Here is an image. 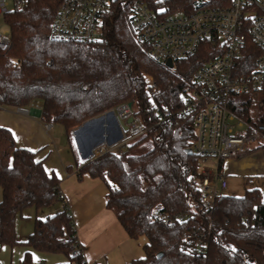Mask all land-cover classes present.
I'll list each match as a JSON object with an SVG mask.
<instances>
[{
    "label": "trees",
    "instance_id": "1",
    "mask_svg": "<svg viewBox=\"0 0 264 264\" xmlns=\"http://www.w3.org/2000/svg\"><path fill=\"white\" fill-rule=\"evenodd\" d=\"M61 1L27 0L23 9L4 16L10 44L0 50V107L26 109L34 100H41L40 121L60 125L75 153L71 135L77 127L133 103L134 115L147 131L120 152L96 157L79 170V175L106 182V206L128 237L146 239L144 256L128 264H264V199L260 191L245 189L240 197L220 193L211 209L202 208L196 188L199 161L187 153L194 141L192 116L167 129H150L155 122L151 100L181 108L182 94L193 73L217 57L216 46L201 43L195 55L176 61L171 69L154 62L131 33L130 0L105 13L97 40L53 42L48 35ZM163 3L166 14L190 13L198 0ZM157 5L150 3L152 10ZM258 54L257 46L247 38L239 62L243 74L251 72ZM145 75L157 85L152 98ZM258 96L250 92L231 100L232 110L261 134L262 142L248 152L264 149V114L255 120L251 116ZM223 161L217 163L218 172ZM0 189V249L24 245L41 254L73 260L77 239L71 215L66 217L60 210L64 198L59 180L45 172L35 153L17 148L10 131L2 127ZM29 208L36 212L55 209V213L35 219L32 233L18 242L16 218ZM159 215H183L185 219L165 226ZM189 232L203 235L204 257L189 258L184 251L182 240ZM29 262L26 255L22 264Z\"/></svg>",
    "mask_w": 264,
    "mask_h": 264
},
{
    "label": "built area",
    "instance_id": "2",
    "mask_svg": "<svg viewBox=\"0 0 264 264\" xmlns=\"http://www.w3.org/2000/svg\"><path fill=\"white\" fill-rule=\"evenodd\" d=\"M27 0H0V17L23 9ZM129 0H62L49 30V40L59 43H87L97 40L103 16L112 6ZM165 0H130L129 27L132 35L141 43L154 62L165 66L174 64L197 52L203 42H211L219 54L213 60L200 65L192 75L187 90L182 94L183 106L172 109L166 104L151 100V114L155 122L150 127L167 129L185 116H192L191 129L194 141L190 150L199 165L209 160H225L245 152L246 145L261 138V134L241 119L233 110L231 100L235 96L253 92L258 94L256 106L264 114V0H198L197 8L190 13L166 14ZM150 3H159L152 10ZM249 38L259 49L249 74L241 72V53ZM10 44L9 32L0 33V50ZM150 98L157 85L150 75H145ZM116 118L126 125L120 141L115 145H100L91 160L104 154L119 152L147 131L134 115L133 103L115 108ZM132 121L126 124L127 119ZM235 123V124H233ZM46 128L50 126L45 125ZM245 130L237 132V129ZM252 131V135H248ZM196 188L199 202L204 209H211L215 198L227 188L220 172L199 170ZM62 196V195H61ZM60 210L70 217L63 199ZM165 226L184 221L183 215L169 217L159 215ZM203 235L186 233L183 248L189 258L204 257L206 247ZM78 245V243H77ZM72 261L68 264H108L107 260L88 263L81 247L72 249Z\"/></svg>",
    "mask_w": 264,
    "mask_h": 264
},
{
    "label": "crops",
    "instance_id": "3",
    "mask_svg": "<svg viewBox=\"0 0 264 264\" xmlns=\"http://www.w3.org/2000/svg\"><path fill=\"white\" fill-rule=\"evenodd\" d=\"M39 113L40 110L37 111L31 106L26 109L0 107V127L10 131L17 148L35 153L36 159L42 161L45 172L55 175L59 180V190L68 206L75 237L85 261L97 263L107 260L108 264H128L132 260L140 259L137 258L139 247L135 243L138 240L128 237L115 213L106 206V182L86 174L79 175L80 168L89 161V152L92 154L98 145H113L119 142V133L114 122L106 120L100 125H90L84 136L73 131L71 138L74 153L62 127L48 124L50 127L46 128L47 124L40 121ZM252 148V145L247 144L245 153L225 159L220 173L225 178L243 177L244 192L245 189H258L264 199V149L248 152ZM1 198L0 189V201ZM26 211L19 215V219L31 220L29 227L22 225V228L28 229L29 234L23 236L17 217L15 233L18 242L25 241L32 233L35 219H44L55 213V209L43 212L33 209L25 216ZM143 244L140 245L141 248ZM7 249L0 257V264H22L26 255L30 257L29 264L69 263V259L64 255L41 254L27 246Z\"/></svg>",
    "mask_w": 264,
    "mask_h": 264
},
{
    "label": "rangeland",
    "instance_id": "4",
    "mask_svg": "<svg viewBox=\"0 0 264 264\" xmlns=\"http://www.w3.org/2000/svg\"><path fill=\"white\" fill-rule=\"evenodd\" d=\"M5 32H9L8 26H7L6 22H5V20L3 19V17H0V33H5ZM41 104H42L41 100L36 99V100H34L32 102L31 108L39 111L40 108H41ZM1 109H4V108H1ZM5 109H7V108H5ZM109 113H111L113 118H116L115 109L111 110ZM261 114H263V113L258 110L257 106L251 110V116H252V118L254 120L257 119ZM233 124H235V123H233ZM244 130H245V128H244ZM244 130H243V128L242 129L240 128V129H237L236 131L237 132H243ZM261 142H262L261 138L258 137L256 141L251 142L249 144L252 145V147H254L255 145H257V144H259ZM117 143H115V144H117ZM115 144H113V145H115ZM94 151H93L92 155H94ZM115 152L117 153V152H119V150L116 149ZM217 165H218L217 161L209 160L206 163L200 164L199 165V170H205V171H208V172H216L217 171ZM226 182H227V188L224 191H222V194L229 195V196H235V197H240V196H242L244 194L245 179H243V177H241V176L227 177L226 178ZM30 210L33 211V208L27 209V211L25 212V216H27L26 214H28V211H30ZM17 221L19 223L20 230L23 233V236H27V234H29L27 232H29V231H28V229L26 230L24 227L22 228V225H26V226L29 227L31 220L19 219V216H18ZM145 241H146V239L144 237H141V238L138 239V242H135V243H137V245L139 247V249H138V257L137 258H142L144 256V252H143V250H142L140 245L142 243H144ZM22 246H24V245H17V247H22ZM7 250L8 249H7L6 246L3 247L0 250V257H2V253L6 252Z\"/></svg>",
    "mask_w": 264,
    "mask_h": 264
},
{
    "label": "water",
    "instance_id": "5",
    "mask_svg": "<svg viewBox=\"0 0 264 264\" xmlns=\"http://www.w3.org/2000/svg\"><path fill=\"white\" fill-rule=\"evenodd\" d=\"M165 67H167L168 69H171L173 67V64L171 61H167L166 64H165ZM127 106L128 108L131 107V103H127ZM106 120H112L114 122V125L119 133V141L121 139V137L123 136V133L125 132L126 130V125L125 123H123L120 119L118 118H113L111 113H105L103 114L102 116H100L99 118H96V119H92V120H89L85 123H83L82 125H80L79 127L76 128V130H74V133L75 134H81L84 136V133H85V130L90 126V125H100L102 124L104 121ZM132 121L131 118L127 119L126 121V124H129L130 122ZM188 154L192 155V151L189 149L187 151ZM91 157H92V154L91 152H89L87 154V159L89 161H91ZM161 257V254L157 255V258H160Z\"/></svg>",
    "mask_w": 264,
    "mask_h": 264
},
{
    "label": "snow or ice",
    "instance_id": "6",
    "mask_svg": "<svg viewBox=\"0 0 264 264\" xmlns=\"http://www.w3.org/2000/svg\"><path fill=\"white\" fill-rule=\"evenodd\" d=\"M14 63V62H13Z\"/></svg>",
    "mask_w": 264,
    "mask_h": 264
}]
</instances>
